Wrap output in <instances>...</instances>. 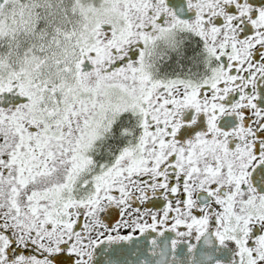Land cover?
<instances>
[{
    "label": "flooded vegetation",
    "instance_id": "flooded-vegetation-1",
    "mask_svg": "<svg viewBox=\"0 0 264 264\" xmlns=\"http://www.w3.org/2000/svg\"><path fill=\"white\" fill-rule=\"evenodd\" d=\"M64 16L0 79V264H264V0Z\"/></svg>",
    "mask_w": 264,
    "mask_h": 264
},
{
    "label": "rangeland",
    "instance_id": "rangeland-1",
    "mask_svg": "<svg viewBox=\"0 0 264 264\" xmlns=\"http://www.w3.org/2000/svg\"><path fill=\"white\" fill-rule=\"evenodd\" d=\"M66 7L67 0H5L0 10V79L11 68L36 65L44 54L51 55L57 21L63 25ZM53 70L50 59L41 74Z\"/></svg>",
    "mask_w": 264,
    "mask_h": 264
},
{
    "label": "water",
    "instance_id": "water-1",
    "mask_svg": "<svg viewBox=\"0 0 264 264\" xmlns=\"http://www.w3.org/2000/svg\"><path fill=\"white\" fill-rule=\"evenodd\" d=\"M2 5V3H0V6ZM125 242H128V241H125ZM131 242H134V241H131ZM120 250H124L125 248L124 247H121V248H119ZM98 258L99 259H102V256L100 255V256H98Z\"/></svg>",
    "mask_w": 264,
    "mask_h": 264
}]
</instances>
